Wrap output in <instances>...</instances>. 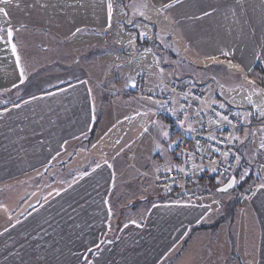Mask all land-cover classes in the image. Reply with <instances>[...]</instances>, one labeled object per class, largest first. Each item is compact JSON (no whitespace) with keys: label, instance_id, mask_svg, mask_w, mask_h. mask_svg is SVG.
<instances>
[{"label":"crops","instance_id":"crops-1","mask_svg":"<svg viewBox=\"0 0 264 264\" xmlns=\"http://www.w3.org/2000/svg\"><path fill=\"white\" fill-rule=\"evenodd\" d=\"M135 1L12 0V3L9 2L13 6L11 11L8 10V3L0 4V7L7 12L6 16L0 13V23L4 22L5 27L8 23L12 24L13 29L11 42L6 38L7 32L0 31L2 34L0 35V96H6L8 88L12 87L15 90V85L21 83H25L26 89L30 90V96L26 95L25 98L10 93L5 99L7 101H4L3 105L0 104V182L22 181L31 172L51 164L56 156L64 155L66 150L71 148L72 143L86 136L89 137L93 124L97 122L92 138L88 140L87 137L86 140L90 143L89 168L84 169L81 174V178L95 179L94 188L90 192L86 191L80 202L72 204L70 185H67L62 188V197L50 198L41 208L33 209L29 215L14 220L13 222L17 224L15 234L0 238V264H81L90 252L92 254L86 264H120L119 255L127 256V264H162L163 262L173 264V260H180L178 264H182L181 260L190 248V241L193 245V240L196 239V246L190 253L193 264V259H199L200 253H197V250L200 248V241L203 240L200 236L199 239L198 235L216 232L208 230L195 233L180 254L178 251L189 231L183 238L182 233L177 234V224L172 231L170 227L167 228L166 222L164 224L161 222L155 224V221L138 224L121 223L118 225L114 239L104 240L109 226L108 207L104 203V198L110 189V181L116 179L113 165H118L122 157H126V162L134 165L148 159L153 163L161 151L153 149L156 152L152 156L151 149L145 154L144 151H138V148L145 150V147L165 146L166 149L169 143L156 134L160 130L155 125L143 126L141 141L138 143V139L134 140L138 143L136 150H127L119 143L115 145V142L110 140L114 129L102 134V129L98 127L102 117L99 109L104 107V102L111 96L104 97L103 93L96 92L98 81H95L94 76H90L95 72L84 69L81 72L78 66L73 70V75L65 74L68 79L60 78L59 82L56 78H59L60 74L52 69L53 63L47 69H42L44 71L39 75L30 76L34 71L29 75L23 72L24 60L36 63L33 60H36L41 53L39 38L45 42L43 53L62 50L59 47L55 50V38L64 43L70 51L71 47L66 44L71 38H80L81 45L73 47L76 49L98 43L100 44L99 60H102L107 58L104 55L110 52L107 48L102 49V46L106 45L108 32L111 31L114 39L110 49L114 50L112 55L117 58L109 61H112L111 65H114L115 72L111 77L107 73L103 74L100 76V81L107 79L106 82L111 86L118 85L119 76L116 72L119 67L117 66L124 62L120 56L126 55L124 38L135 32L138 37L134 46L138 48L140 47L139 30L146 33H143L144 36L151 42L155 28L157 38L161 35L167 38L175 52L177 49H183L181 52L183 55L176 53V57L179 56L181 61L198 63L200 66L219 64L247 77L256 74L261 78V86H264V0H138L139 6L135 5ZM109 5L112 6L110 17ZM166 5L168 7H165ZM47 38H50V42ZM26 44L27 47L24 46ZM13 45H15V54L12 51ZM70 51L63 52L70 54ZM93 58L91 57L92 60ZM30 66L32 70L36 67L35 64ZM173 72L176 73V69ZM132 76H129L130 83ZM91 79L96 85L94 91L89 89ZM173 79L180 80L173 75L172 79L165 83L153 79L147 84L154 86L156 93H161ZM182 80L199 84L195 79ZM208 91L201 105L203 110L232 108L239 114L242 126L254 125L250 130L241 131L238 165L241 161H245L250 168L252 167L253 172L259 175L261 172L259 166L264 164L260 149L264 117L257 118V115L250 111L246 119L241 110L223 101L219 95H208ZM116 96L117 94L114 95ZM180 106V101L173 98L174 114ZM101 110L103 112V109ZM220 122H222L221 117L211 122V136L217 132ZM173 152L164 153L168 156L164 161L165 168L172 166ZM143 156H146V159L142 161ZM260 156L262 161L259 159ZM206 175L209 176L208 183L203 182V177ZM212 176L213 185L219 187L217 183L220 177L215 176L207 164L198 160L197 177L202 190H212L219 195L225 194L226 191H218L217 187L211 186ZM259 178L260 176H254L251 183L260 182ZM242 202L241 207L236 209L239 215L237 221L244 224L246 235L234 243L236 255L238 253L240 260L252 261L251 264H264V187L249 192ZM246 207H250L257 222L260 231V237L257 239L249 237L248 223L242 214ZM181 209V215L184 210L196 212L192 217L193 220H183L186 222L183 235L187 226L191 228L195 225L210 224L220 216L216 218L211 216L210 205L192 206L191 210L186 207ZM8 219L12 218L9 216ZM225 222L221 224L222 228ZM229 222L231 224L230 220ZM157 227H162V230H157ZM226 238L229 240L228 237ZM217 239L222 238H215ZM222 244H224L223 239L220 240V245ZM136 245L141 249L136 248ZM139 250L141 255L137 256L139 262H136L135 253ZM218 250L217 246L216 253ZM172 254L173 260L168 262Z\"/></svg>","mask_w":264,"mask_h":264},{"label":"rangeland","instance_id":"rangeland-1","mask_svg":"<svg viewBox=\"0 0 264 264\" xmlns=\"http://www.w3.org/2000/svg\"><path fill=\"white\" fill-rule=\"evenodd\" d=\"M10 2L12 3V0H10ZM135 5L139 6L140 2L136 0ZM12 9L13 6L8 3V10L11 11ZM4 24L5 23L1 21L0 31L2 33H8L9 27L13 30L12 24L8 23L7 27H5ZM143 33L144 32L139 30L140 43H138V45L140 47L138 48L134 46L135 39L138 37L135 32L133 35L124 38L126 55L123 57L120 56V58L124 59V62H121L122 64L120 63L121 65L117 66L119 67L116 72L119 76L117 78L119 80L118 85L111 86L106 82L107 79L102 80L103 82L100 81V76L103 74L107 73L111 77L115 72L114 65H111L112 61H109L110 59L113 60L117 58L112 55L114 50L110 49V44L114 39L113 32L111 31L108 32L106 45L102 46V49L107 48L110 52L105 54L104 57L106 56L107 58L102 60H99L98 49L100 44L98 43H93L92 46L89 47L83 46L76 49L73 47L81 45L80 38H71L68 40L69 42L67 44L65 43L71 47L70 51L67 50L64 43L55 38V50L59 48H62V50L55 51L54 53H43L44 50L42 48H45V42L39 38V52L41 53H39L36 60H33L36 63H31V60L22 59L24 60L25 67L23 72L25 75H29L34 71L30 76L35 74L39 75V73L44 71L42 69H47V67L53 63L52 69L60 74L59 78H56L57 82L63 77L68 79L67 76L73 75V70L78 68V66L81 72L83 69L95 72V74L92 73L90 76H94L95 81H98L96 82V85H98L96 92L99 94L103 93L104 97L108 95L111 96L110 99L104 102V107L102 106V108L100 107L99 109L100 116L102 117L101 124L99 123L98 127L102 129V134H105L107 130L114 129L110 140L112 139L115 145L119 143L127 150H136V143H139L143 137V126L155 125L158 130H160V132L156 134L169 143L166 149L165 146L162 148H154L153 146L149 148L145 147V150H142L140 147L138 148V151H144L145 154H148L151 149L152 156L154 152L161 151L158 157L153 160V163L151 159H148L143 163L134 165L133 163L126 162V157H122L118 164L117 159L118 165H113L116 179L110 181V189L104 198V203L108 207L107 216L109 221L104 240H110L114 236L117 226L121 225V223L131 222L133 224H138L146 221H155V224H157V222H161L162 224L166 222L167 228L170 227L172 231L173 227L177 224V234L181 235L182 233L184 238L188 231H190V228L187 226L183 235V229L186 226V222L184 221L193 220L192 217L196 212L192 213V211L184 210L181 215V208L186 207V209L191 210L192 206L206 207L210 205L212 206L211 216L216 218L225 213L229 219L233 220H231L230 224L227 218L223 228L221 225V228L217 229L215 233H200L198 235V238H203V240L200 241V248L197 250V253H200L199 259H193V264H251L252 261H245L243 259H241V261L238 257V253L236 255L237 251L236 245L234 247V243L246 235L244 224L237 221L239 215L236 209L238 210V208L241 207V203H243L242 199H244V196L249 192L254 191L256 188L264 187V164L259 166L261 169L259 175L257 172H254L255 177L260 176V182L254 181L249 184L242 195L239 196V199L237 197L238 191L235 190L234 187L237 182L247 175L250 169L248 163L246 165L247 169H243L241 175L235 180V186L232 189H227L225 194L219 195L212 190H205L207 195L206 198L195 203L181 201L172 196L170 198H163L161 195L163 192H161L155 184L156 174L166 166L164 161L168 156L164 153L170 152L171 154L177 146L179 137L185 135L179 128L181 126L174 125L173 123L172 119L176 116V112L174 114L173 109H168L166 104L160 99V93H156L154 86H150L147 83H149V80L152 82L153 79L165 83L169 79H172L173 75L181 81H184L182 80L184 77H186L184 78L185 81H193L195 79L200 85L203 84L206 88L208 87V95H219L223 101L241 110L243 116L247 119V114H249L250 111H253L252 113L256 114L257 118H263L260 115V111H264V86H261V78L256 74H252L248 77L240 75L236 70L226 68L219 64H206L205 66H200L198 63L183 62L180 60L179 56L176 57V53L183 55V53H181L183 49H177L175 52L170 41L163 37V35L156 38L153 42H150L149 38L144 36L146 33ZM6 38L9 39L8 36H6ZM47 39L50 42V38ZM73 43L80 44L73 45ZM24 46L27 47L28 45L26 44ZM95 47H97V49H95ZM28 51L29 49H27V54H29ZM63 51H70V54ZM91 57L96 58L92 60ZM30 64H35L36 67L32 70L30 69ZM175 69L176 73L173 72ZM134 74H145V91L143 93L136 92L129 82V76ZM92 81L94 80L91 79V82ZM96 85L92 82L91 85H89V89L94 91ZM15 87V90L12 87L8 88L6 96H0L1 105L4 104V101H7L5 99L10 96V93L20 98L30 96V90L26 89L27 85L25 83L15 85ZM45 87L48 86L45 85ZM115 94H117L116 97H114ZM151 95L152 98H150ZM249 97L251 98V102H249ZM153 103L154 105H152ZM101 109H103V112ZM165 133H167V135H165ZM87 137L88 136L72 143L71 148L66 150L64 155L60 154L58 157L56 156L51 164H48L40 170L31 172L26 175L22 181L13 180L0 182V238H7L14 235L17 230V224L13 222L14 220L20 218V216L29 215L33 209L36 210L41 208L50 198L62 197V188L67 185H70L69 190L72 204L80 202V198H84L86 191L90 192L94 188L95 179L93 177L91 180L81 178L84 169H87L90 164L88 157L90 143H87ZM135 139H138V141L135 142ZM153 149L156 151H153ZM163 154L164 159L162 158ZM262 156L264 158L263 153ZM145 157L146 156H143L142 161ZM259 159L262 161L261 156ZM68 161L70 162L69 164ZM229 178V175H222L217 184L223 187ZM81 184L82 187H80ZM236 198L238 200L237 207L235 208L234 202ZM60 204H62V202H60ZM198 213L201 215L200 212ZM242 214L245 216L248 223L249 237L259 238L260 231L256 225L257 222L250 207H246ZM9 216L12 219H8ZM159 229L162 230V227H157V230ZM213 237L214 239H212ZM226 237H228L229 240ZM215 238H222L224 244L220 245V240L222 239L215 240ZM195 246L196 239L193 240V245L190 241V248L187 249V253L183 256L181 260L182 264H192L190 253H192ZM217 246L219 248L217 253L220 255L216 253ZM136 248L141 249L139 245H136ZM135 255V261L139 262L137 256L141 255L140 250L136 252ZM126 257L125 255L123 257L119 255L120 264L124 261L125 263L123 264H127ZM187 258L188 260H186ZM170 260L172 262L173 254L167 261L169 262ZM174 261L175 260H173V264H178V262H180V260ZM164 263L165 262L162 264Z\"/></svg>","mask_w":264,"mask_h":264},{"label":"built area","instance_id":"built-area-1","mask_svg":"<svg viewBox=\"0 0 264 264\" xmlns=\"http://www.w3.org/2000/svg\"><path fill=\"white\" fill-rule=\"evenodd\" d=\"M131 84L138 92L145 91V74H134ZM207 94L204 85L179 80H171L159 96L170 110L173 109V98L180 101V109L172 119L174 125L181 126V136L173 152V163L168 168L159 170L155 184L161 192L171 193V196L190 203L206 198L197 177L198 160L207 164L217 177L233 173L239 161L241 131L250 130L252 124L242 126L239 114L235 109L213 108L203 110L201 107ZM152 98V95L150 96ZM217 117H227L219 123L217 132L211 136V122ZM184 127V128H183ZM264 154V130L260 143ZM227 153V156L224 154ZM246 170L247 166L244 165ZM203 182H209V176L203 177Z\"/></svg>","mask_w":264,"mask_h":264},{"label":"trees","instance_id":"trees-1","mask_svg":"<svg viewBox=\"0 0 264 264\" xmlns=\"http://www.w3.org/2000/svg\"><path fill=\"white\" fill-rule=\"evenodd\" d=\"M157 38V35H156V29L153 28V34H152V38H151V42H153L155 39ZM186 78V77H184ZM189 79V78H188ZM181 81V80H179ZM192 83H195L197 84L196 82H192ZM96 127H97V122L93 124L92 128H91V131H90V134H89V137H88V140H90L96 130ZM244 165H247V163L245 161H241L240 164L235 168L234 170V173L230 176V178H234L235 180L239 177V175H241V173L243 172V166ZM253 177H254V172L252 170V167L248 170V173L247 175L242 179L240 180L239 182H237L236 186L234 187L235 190H237V194H238V199H239V196L242 195V193L245 191V189L249 186V184L251 183V181H253ZM211 178V177H210ZM229 178V179H230ZM213 179L214 177L212 176L211 178V186L213 185ZM212 187H217L215 185H213ZM216 189H218V191H222L223 192V188L222 186L220 187H217ZM225 192V191H224ZM163 198H170L171 197V193H165L163 192V194H161ZM161 198V199H163ZM237 198L235 199V202H234V207L236 208L237 207ZM227 218L229 219V217L226 216V214L224 213L223 215H220L218 217L217 220H215L214 222L210 223V224H201V225H195V226H192L190 228V231L188 233V235L186 236V238L184 239V241L182 242L181 244V248L180 250L178 251V253L180 254L184 249L185 247L187 246L188 244V241L191 239V237L197 233V232H200V231H216L218 229V227L227 220ZM232 218H233V215H232ZM230 221L233 220V219H229ZM118 227L117 226V229L115 230V234L114 236L111 238V240L114 239L116 233H117V230H118ZM91 252L89 254L86 255V257L84 258V260L81 262V264H86L90 257H91Z\"/></svg>","mask_w":264,"mask_h":264},{"label":"snow or ice","instance_id":"snow-or-ice-1","mask_svg":"<svg viewBox=\"0 0 264 264\" xmlns=\"http://www.w3.org/2000/svg\"><path fill=\"white\" fill-rule=\"evenodd\" d=\"M9 2H10V0H0V4H6V3H9ZM165 7H168V5H166ZM111 10H112V6L109 5V17L111 16ZM0 13H4L5 16L7 15V12H5V9L2 8V7H0ZM77 31H79V30H77ZM7 35H8V38H9V42H11V38H12V35H13L11 28H9ZM12 51H13V54H15V45H13ZM225 55H227V53H225ZM230 67H235V66L234 65H230ZM132 86L134 87L135 85L133 84ZM249 102H251V98L250 97H249ZM260 115H261V117H264V111H260ZM222 119L227 120V117H222ZM165 135H167V133H165ZM224 155L227 156V153H225Z\"/></svg>","mask_w":264,"mask_h":264},{"label":"water","instance_id":"water-1","mask_svg":"<svg viewBox=\"0 0 264 264\" xmlns=\"http://www.w3.org/2000/svg\"><path fill=\"white\" fill-rule=\"evenodd\" d=\"M234 183H235V179L234 178H230L226 184L222 187L224 191H226L227 189H232L234 187Z\"/></svg>","mask_w":264,"mask_h":264}]
</instances>
